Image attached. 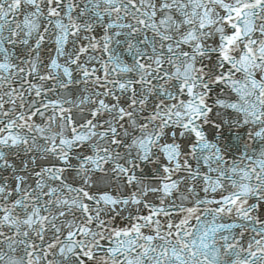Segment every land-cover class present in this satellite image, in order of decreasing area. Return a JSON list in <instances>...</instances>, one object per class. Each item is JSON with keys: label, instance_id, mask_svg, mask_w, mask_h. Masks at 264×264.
I'll list each match as a JSON object with an SVG mask.
<instances>
[{"label": "snow or ice", "instance_id": "obj_1", "mask_svg": "<svg viewBox=\"0 0 264 264\" xmlns=\"http://www.w3.org/2000/svg\"><path fill=\"white\" fill-rule=\"evenodd\" d=\"M0 264H264V0H0Z\"/></svg>", "mask_w": 264, "mask_h": 264}]
</instances>
